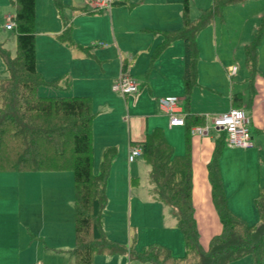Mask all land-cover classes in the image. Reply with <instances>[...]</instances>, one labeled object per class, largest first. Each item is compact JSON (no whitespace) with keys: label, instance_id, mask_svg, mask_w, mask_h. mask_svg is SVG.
<instances>
[{"label":"crops","instance_id":"0c3cea01","mask_svg":"<svg viewBox=\"0 0 264 264\" xmlns=\"http://www.w3.org/2000/svg\"><path fill=\"white\" fill-rule=\"evenodd\" d=\"M61 1L67 4L64 0ZM84 1L88 5L87 0ZM55 7L57 6L53 0H35V54L38 72L47 81L61 76L62 85L73 88V91L65 96H90L93 94L92 90L98 93V89L104 87L109 93L117 95V100L126 104V110L123 109L120 117L127 121L128 143L118 145L119 156L113 157L111 161L105 186L107 204L102 212L101 223L107 238L117 240L116 237L110 236V233L118 228V223L121 222L118 216H121L123 221L126 220L124 227L127 229L129 239L134 232L141 234L139 236L144 238L145 242H155L169 248L174 256H182L185 252L183 237L177 227L178 212L159 198L149 177L150 166L143 157L142 165L137 164L135 167L125 164L133 163L141 157L129 161L127 157L129 149L136 144L135 142L143 141L145 134L156 127L162 130L176 155L188 153L192 205L197 231L203 245H206L210 237L218 234L222 228L212 200L209 179V165L219 144L217 140L221 142L217 169L227 206L245 222L256 223L259 216L254 202L262 190L261 178L255 179V175L257 167L258 171L261 170L260 160L264 153V77L257 71L253 75L250 74L247 86L244 92L243 90L241 92V108L245 110L250 125L254 127L253 135L251 134L253 147L227 148L225 140L220 138L224 134L223 131L212 128L207 136L201 137L189 134L185 124L169 126V116L158 104L160 97L177 96L181 92L178 89L180 84L183 94L182 40L173 39L164 48L159 49L164 40L163 31L182 26V0H115L108 10H99L105 11L103 15H98L104 20V27L100 28L98 37L112 42L109 44L101 40L92 43L95 36L80 38L76 34L74 36L71 34L63 38L61 35L69 23L66 17L61 19V13L57 14ZM4 8H7V2L0 0L2 12ZM7 14L10 13H6L5 18ZM82 29L84 28L78 30ZM70 39L74 41L70 42ZM67 42L76 45L77 54L71 52ZM90 44L97 47L93 46L94 51L90 50L87 53L83 47L84 45L90 47ZM1 59L0 56V63ZM120 76L135 80L138 84L137 91L129 94L112 91V83ZM211 87L207 83L196 82L188 104L185 105L182 97L181 104L175 106L176 112L184 117L185 123L190 122L187 116L198 114L205 118L233 107L231 99L233 92L229 96V108L213 107L209 102L212 97H207L204 92ZM139 102L143 105L140 115H126L129 103ZM104 105L106 107L101 108L110 112L111 107ZM114 144L103 143L101 158L103 150L106 147H114ZM121 157L124 162L121 161ZM18 177L16 187L10 188L5 184L0 189V264H31L34 260L32 256L36 252L48 254L53 248L57 249V252L69 253L74 264L71 254L74 246V189L72 188L71 194L69 189L61 186L62 181L58 178ZM131 185H135L134 188H131ZM51 212L56 217L54 222L59 231L58 241L54 247L48 245L42 237L46 232L44 225L37 223L38 217ZM131 220L134 221L133 226ZM25 228L28 234L30 230L32 232L30 242H27ZM135 236L138 238V235ZM96 255H105L102 259L103 264H109L112 260L110 257L113 256L123 257L128 264L133 261L129 259L127 253ZM228 264H254V258L252 255H245Z\"/></svg>","mask_w":264,"mask_h":264},{"label":"trees","instance_id":"16d2710c","mask_svg":"<svg viewBox=\"0 0 264 264\" xmlns=\"http://www.w3.org/2000/svg\"><path fill=\"white\" fill-rule=\"evenodd\" d=\"M122 1V0H117ZM241 0H212L206 9L191 19L188 16L189 0H182V26L163 31L160 50L173 39L183 42V97L188 104L191 90L196 85L198 32L221 15L226 4ZM58 10L62 1L53 0ZM16 53L0 43L8 76L0 78V172L4 171H58L70 169L73 176L74 246L71 254L74 264H93L96 253H127L129 259L151 264H228L245 255H252L254 264H262L264 252V191L255 199L259 216L249 224L236 216L227 206V199L217 169L220 140L209 165L212 200L222 228L203 245L197 231L192 205L191 168L188 153L178 156L159 127L145 134V139L135 142L142 150L141 157L150 166L149 177L159 198L178 212L177 227L180 230L185 252L174 256L169 248L150 243L142 250L127 248L110 240L101 223L107 204L106 181L114 147L102 152L98 172L92 171V112L90 96H44L36 89L43 79L36 68L35 54V0H14ZM69 24L61 36H69ZM264 33V13L254 37L244 45L246 65L250 74L256 70V49ZM233 107H241V92L231 95ZM184 118V117H183ZM190 128L203 124L204 116H187ZM184 125V126H185ZM224 133V132H223ZM226 142V133L221 137Z\"/></svg>","mask_w":264,"mask_h":264},{"label":"rangeland","instance_id":"374dc122","mask_svg":"<svg viewBox=\"0 0 264 264\" xmlns=\"http://www.w3.org/2000/svg\"><path fill=\"white\" fill-rule=\"evenodd\" d=\"M64 1L67 4L62 2L60 11L57 9V7H55L54 10L57 14L58 12L59 14L61 13L62 20L66 17L70 25V36L71 34L73 36L76 34V36L80 38L95 36V40H92V43H97L100 40L106 41L107 44L112 43L105 38L98 37V34H100V28L104 27V20L98 15H103L105 11L93 9L88 3L87 4L89 6L86 5L84 0ZM6 2L7 8H4L5 10L3 12L0 9V43H2L4 48L9 51L10 55H15V32L13 29L7 30V28H5V14L15 13V3L14 0H6ZM210 4L211 0H189V18L193 19L197 17L200 14V10L206 9ZM84 5H86L87 10H85ZM263 13L264 0H241L229 3L222 7L221 15L214 16L211 22L198 32L196 36L198 47L196 81L202 84L207 83L213 87L204 91L207 97H212L209 99V102L213 107L216 106L215 108L217 109L229 108L230 93L242 92V90L244 92L247 82L249 81L248 79H250V69L249 66L246 65L243 51L244 45L249 43L254 37L253 35L257 32L258 26L260 25V17ZM258 15L260 16L258 17ZM79 28L84 29L78 30ZM73 36L72 38H74ZM71 41L74 40L70 39V42ZM70 42H67V44H69L68 48L71 49V52L77 54L78 51L76 49V45H73L74 43L72 44ZM93 46L94 45L91 44L90 47L88 45H84L83 49L89 53L90 50L94 51ZM72 49L74 50L72 51ZM256 53V71L260 76L264 77V33L256 49ZM1 60L2 63H0V78H4L8 76V71L3 59ZM231 67H233L234 70H231ZM60 77L55 78L54 82L52 83H43L39 85L36 90V94L44 96H65L67 93H71L73 91L72 86H70V88L63 86L60 82ZM201 80L203 82H201ZM178 89L181 92L176 97L178 98V104H181L183 101L182 84L178 86ZM92 91L93 94L90 95L89 93L92 107L91 109L94 113L92 120V171L96 173L98 172V165L101 159L103 143L117 144L113 145L116 148V154L114 158H117V156H119L118 151L120 144L123 145L124 143H128V126L127 121H123L122 117H120L124 112L123 109L126 110V104L123 101L117 100V95L111 92L109 93L107 88L104 87L98 89V93L95 90ZM104 104H107V107H111L110 112L106 111L104 108H101L106 107ZM129 106L130 107L126 115L138 116L140 115L141 111H143L141 109L143 105L140 104V102L138 104L129 103ZM248 128L250 134L253 135L254 127H252V125L249 123ZM227 148L239 149L238 147L231 146H227ZM262 155L263 156H261L260 160L261 170L258 171V167L256 168L257 172L255 179L261 178V180H259L261 182L262 191H264V153H262ZM225 158L228 159L227 157ZM121 161L124 162L122 157ZM142 161V157H139L133 163L125 162V164L126 166L131 164L136 167L137 164H143ZM118 164L120 165V159ZM18 176L58 178L62 181V187L69 189L68 191L71 194L73 192V176L70 169L53 172H45L43 170L0 172V189L3 188L5 184H7L10 188L16 187L17 180L19 179ZM134 186L131 185V188H134ZM53 212L45 214L43 217H38L37 219V223L39 225H44L46 230L42 237L45 239L48 245L52 247H54V245L57 243L59 234L58 228L55 226L54 221L56 217L53 215ZM118 220L121 221L118 223V228L110 233V236L116 237V241L125 245L127 248L132 246L135 250H142L145 246L150 244L149 242H145V239L139 236L141 234L134 232L131 233L129 239L127 229L124 227L126 220L123 221L121 216H118ZM133 224L134 221L131 220V225L133 226ZM25 233L28 236L27 242H30L32 234L31 230L29 232L30 234H28L25 228ZM135 235H138V238ZM152 239L155 238L152 237ZM60 249L61 248H59V250ZM56 250L57 249L53 248V250L48 252V254H42L40 251L36 252V254L32 256V259L34 260L31 264L37 261H41L42 264H72V257L69 255V253H64L61 251L57 252ZM104 257L105 255L95 254L93 256V264H103L102 259H104ZM110 258H112L113 261L108 259L111 260V263L109 262V264H128L121 256H113ZM130 264L140 263L133 260Z\"/></svg>","mask_w":264,"mask_h":264},{"label":"built area","instance_id":"2783aa9c","mask_svg":"<svg viewBox=\"0 0 264 264\" xmlns=\"http://www.w3.org/2000/svg\"><path fill=\"white\" fill-rule=\"evenodd\" d=\"M115 0H87V3L95 10H108ZM15 26L13 15H6L5 28L13 29ZM101 44V43H100ZM231 70H234L232 67ZM138 89V84L135 80L120 76L111 85V90L120 94L134 93ZM159 107L169 116V126H183L184 118L181 117L175 109L178 104L176 96H164L158 99ZM249 119L246 112L241 107H230L226 111L217 113L212 116H205L203 124L191 126L190 134L194 136H207L212 128L226 133V142L228 146L238 148H251L253 141L248 128ZM139 146H131L128 152V160L133 161L141 155ZM33 264H42L37 261Z\"/></svg>","mask_w":264,"mask_h":264}]
</instances>
